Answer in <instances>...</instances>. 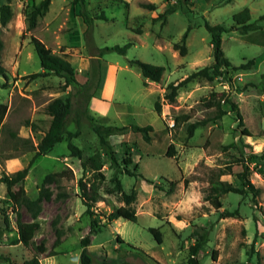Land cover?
I'll use <instances>...</instances> for the list:
<instances>
[{
    "label": "rangeland",
    "instance_id": "1",
    "mask_svg": "<svg viewBox=\"0 0 264 264\" xmlns=\"http://www.w3.org/2000/svg\"><path fill=\"white\" fill-rule=\"evenodd\" d=\"M41 1L0 0L12 12L6 26H0L5 69V77L0 76V104L7 107L0 126V176L27 166L49 127L45 107L53 99L69 96L72 111L65 131L77 133L70 139L65 133L62 142L37 157L23 184L25 196L34 200L46 175L65 172L59 182L46 186L51 197L41 201L37 218L32 219L24 207L17 210L33 229V241L46 250L40 264H80L84 237L89 238L87 251L94 264H179L186 261L189 247L202 233L207 243L199 251V264H264V161L250 160L264 153V20H259L264 16V0H50L29 29L27 13ZM142 3L156 8L144 9ZM173 5L176 11L163 24L154 20ZM243 9L249 10V22L257 26L247 33L233 21ZM80 14L93 19L90 28ZM100 14L105 20L95 17ZM206 24L233 27L221 35L224 56L234 66L249 60L254 66L234 72L230 83L223 78L192 81L170 103L164 98L168 85L213 61ZM188 28L186 54L181 56L173 45L180 44ZM31 37L71 63L80 87L63 90L62 78L42 73ZM128 43L125 55H98L100 49ZM131 60L163 67L160 82L144 80L128 64ZM246 84L253 86L240 90ZM211 95L236 103L242 126L228 105L222 104L226 115L188 136V123L215 115L214 108L204 106ZM180 116H187L188 121L173 126ZM90 119L105 126L148 125L152 131L147 142L131 130L111 136L117 160L112 166L99 147ZM68 142L80 150V159L70 155ZM170 145L173 157L166 156ZM127 156L130 163L124 165ZM235 160L247 165L248 178L258 191L226 193L216 209L204 201L205 192L211 180L239 186L237 174L242 167ZM125 168L135 175H127ZM131 191L136 194L132 204L136 221L108 222L107 215L124 205L122 193ZM92 197L95 202L88 200ZM84 203L90 205L91 218L100 225L95 233L90 232ZM13 209L5 185L0 184V257L22 263L33 254L15 242ZM222 211L235 214L220 218ZM149 228L158 229L160 244ZM56 230L63 234L60 245L54 247ZM50 251L56 254L47 256ZM0 264L9 263L0 259Z\"/></svg>",
    "mask_w": 264,
    "mask_h": 264
},
{
    "label": "trees",
    "instance_id": "2",
    "mask_svg": "<svg viewBox=\"0 0 264 264\" xmlns=\"http://www.w3.org/2000/svg\"><path fill=\"white\" fill-rule=\"evenodd\" d=\"M181 0H176V3H180ZM50 4V0H42L37 6L33 7L29 13H27V22L28 28H34L36 25L37 18L40 17L48 8ZM127 3H125L126 6ZM142 8L153 11L155 10V6L151 3H142L140 5ZM176 11V6H167L163 12L159 13L154 20H161L162 24L166 20V16L170 13ZM79 16L82 17L84 24L90 28L92 26V18H88L86 15L80 14ZM12 17L11 9L8 5L0 4V26L5 27L6 24L10 21ZM97 19L105 20L103 14L95 16ZM250 13L248 9H243L239 13L233 16V21L238 29L241 30L243 33H247L249 31L255 30L257 28L255 23H250ZM259 20H264V16L260 17ZM206 30L210 34V43H211V50H212V58L213 61L210 65L203 67L194 71L193 73L189 74L183 80L176 84H170L166 88V92L164 98L168 102H174L177 92L180 88L185 87L192 81L195 80H205L208 82L214 81L216 78H223L228 83H230L231 75L237 71H247L250 70L254 66V61L249 60L245 63H241L238 66L232 65L229 60L224 56L223 51L221 49V35L232 28H225L221 25L210 26L205 25ZM189 28L185 31L182 35L180 44L175 43L173 45V49L178 51L181 56L186 54V47H185V40L188 36ZM30 43L33 46L34 52L39 60L40 68L43 74L46 75H54L64 80V84L62 86L63 90L67 87L78 88L80 85L78 84L75 76L76 70L71 65V63L61 55L55 54L52 50L46 47L39 39L35 37L30 38ZM130 43L124 46H112V47H105L99 50V57H101L106 52H116L119 55H125L126 50L130 47ZM3 48V43L0 38V76L5 77V69L1 64V51ZM130 66H133L137 69L140 73L141 77L149 82L158 83L160 82L162 75L164 73V68L161 66H155L151 64H147L141 62L139 60H131L128 62ZM33 76H40L39 74ZM253 85H244L240 90H245L247 87ZM223 96V95H221ZM91 95L87 96L86 99V106L87 102ZM222 104L228 105L229 111L232 113L234 118L237 121L238 126H242V116L239 112V109L233 101L229 99V97H225L224 99L219 98L218 100L214 99V95H211V98L205 103L206 108H214L215 115L213 118L195 121L192 123H188L186 126V133L188 136H192L195 130L207 124L209 121H215L220 119L222 116L226 115L227 111L222 109ZM155 110L159 111V104L155 103ZM7 107L3 104H0V126L2 124L3 118L6 114ZM45 111L47 115L50 117V124L47 131L43 134L41 140L34 147L35 153L33 157L28 162L27 166L23 169L16 171L10 175H1L0 176V184L5 185L7 195L12 202L15 214H16V234L17 239L16 243H20L23 247L31 250L33 256L22 263H16L11 261L10 258H3L0 259L5 260L9 264H40V259L43 254L46 252L42 243L36 244L33 241V229L28 227L22 220L21 215L17 212L18 208L24 207L26 211L29 212L32 219L37 218L40 213L41 206L40 203L42 200H49L51 197L50 191L47 189V185L52 183H57L64 176L65 172L61 171L54 174H48L44 177L41 186L38 191V196L34 200H30L25 196V192L23 189V184L25 181L26 176L28 175L29 169L31 168L34 160L41 156L47 154L56 144L62 142L64 140V134L66 133L65 127L66 123L68 122V117L72 111V102L69 96L65 98H55L50 101L46 107ZM91 121V129L96 135L98 140L99 147L103 150L104 155L107 157L110 165H116L117 160L115 158V152L113 146L111 145L109 138L111 136H119L123 135L126 131L131 130L134 133H139L142 135L143 139L147 142L149 141V132L152 131L150 126H143L139 127L136 125L131 126H124L118 127L114 125H100L94 122L93 119ZM188 121L187 116H180L174 119L173 126H179L180 123ZM245 132V131H243ZM77 133H66V138L70 139L76 137ZM67 148L71 156L77 157L78 159L81 158L80 150L73 145L72 143H67ZM167 157L174 156V148L172 145L169 146L167 152ZM252 159H261L264 161V153L257 156L252 155L250 160ZM236 161V160H235ZM239 162L238 165H241L242 171L237 174V179L239 182L238 187L231 186L229 183L219 181V180H211L209 186L205 192L204 201H207L210 205L214 208L219 209L221 207L220 197L226 193H236V194H248L258 191L255 189L251 184L248 175H249V168L244 162ZM130 163V158L127 156L123 159V164L127 165ZM124 172L127 175L134 176L135 174L130 172L128 169H124ZM116 186L119 190H121V185L118 181H116ZM174 185V183H172ZM13 187H16V192L13 191ZM136 199V194L134 191H131L129 194L122 193V202L124 205L122 207L117 208L116 210L112 211L109 215H107L106 219L108 222H112L117 219H124L130 222L136 221V214L135 210L132 207ZM90 202H95V198L88 199ZM85 205V213L90 217V225L89 229L91 233H95L97 228L100 226L97 221L91 218L93 215L90 211V205L88 203H84ZM13 209V210H14ZM235 213H230L227 211H222L220 213V218H226L233 216ZM4 227L7 228L8 220L6 217L3 221ZM148 231L153 235L155 241L160 244L161 243V234L158 229L149 228ZM1 232V227H0ZM62 231L56 230V237L53 243L54 247H57L61 243ZM207 243L206 233H202L197 235L194 243L188 249V257L185 262L179 264H199L198 261V254L200 249L204 244ZM81 245V252L79 256L80 264H94L92 261V257L87 251V246L89 245V238L84 237L80 241ZM56 253L50 251L47 256H53Z\"/></svg>",
    "mask_w": 264,
    "mask_h": 264
}]
</instances>
